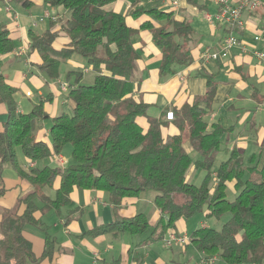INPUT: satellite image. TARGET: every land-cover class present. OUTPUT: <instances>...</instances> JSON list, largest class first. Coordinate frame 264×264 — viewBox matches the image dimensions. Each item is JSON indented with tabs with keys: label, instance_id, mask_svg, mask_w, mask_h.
Returning <instances> with one entry per match:
<instances>
[{
	"label": "trees",
	"instance_id": "obj_1",
	"mask_svg": "<svg viewBox=\"0 0 264 264\" xmlns=\"http://www.w3.org/2000/svg\"><path fill=\"white\" fill-rule=\"evenodd\" d=\"M43 1L50 7L69 9L71 13L62 25L69 42L61 49L53 46L58 31L30 32L31 48L42 60L39 69L47 78H59L61 63L78 54L96 75L92 84H83V71H67L72 112L52 117L50 143L38 140L40 119L50 118L44 109L47 99L29 112L19 111L18 87L1 72L6 56L15 50V43L0 13V104H5L8 115L0 131V166L13 165L34 187L23 200L22 213L6 210L3 214L0 264H39L42 258L53 254L55 239L46 232L43 255L36 256L33 243L25 233L26 227L42 228L47 212L61 213L71 202L75 187L105 191L113 204L139 197L147 190L156 191L155 204L168 217L167 221L161 218L155 226L154 233L160 239L179 219H189L199 212H205L207 218L220 219L230 212V218L220 230L210 226L198 228L191 233L190 242L205 256L218 255L225 264H262L264 165L259 168L256 155L248 158L243 148L234 146L228 150L229 157L213 169L227 131L219 123L210 125L205 118L216 94L213 76L207 77L208 89L201 99L173 109L172 121L180 132L165 137L162 129L168 119L149 115V104L134 97L137 60L141 56L133 43L137 30L126 23L124 12L107 8L117 0ZM146 1L136 0L137 3ZM3 3L0 0V6ZM133 14L149 17L141 27L152 31L162 50V75L173 74L176 66L192 62L189 44L194 30L189 19H177L172 11L159 10L157 5L149 3L137 7ZM142 116L148 121L147 129L138 123ZM186 140L200 154V159L194 160L186 151ZM67 143L73 146V162L64 167L46 165L24 169L19 164L18 146L30 162H37L62 154ZM191 167L206 171L201 185L188 181ZM57 178L61 184L54 197L41 192L45 187H52ZM229 182H234L237 191L233 199L227 196ZM3 193L1 187L0 197ZM149 226L147 217L137 214L100 225L91 234L125 231L138 234Z\"/></svg>",
	"mask_w": 264,
	"mask_h": 264
},
{
	"label": "crops",
	"instance_id": "obj_2",
	"mask_svg": "<svg viewBox=\"0 0 264 264\" xmlns=\"http://www.w3.org/2000/svg\"><path fill=\"white\" fill-rule=\"evenodd\" d=\"M148 3L157 5L159 10L172 11L177 19H189L194 30V36L189 44L193 60L186 65L176 66L177 71L173 74L160 73L162 50L155 42L152 31L141 27L149 17L145 14L140 17L133 14L137 7ZM20 5L22 7H19ZM211 5L214 6L212 12ZM35 7L41 8L38 14L33 11ZM107 8L124 12L126 23L137 30L133 43L141 56L137 60L135 72L137 87L134 97L149 104L148 114L166 117L167 111L179 109L187 102L201 99L208 89L207 77L213 76L217 84L216 94L211 111L205 118L210 125L219 123L227 130L222 139V150L217 155L219 165L229 157L228 150L231 151L237 146L245 150L248 158L256 155L261 168L264 165V124L259 121V113L264 111V60L259 59L254 50L264 48V42L261 41L258 46L253 44L254 47L249 45L252 44L255 35L252 29L260 28L264 33V26L258 24L261 19L264 20V6L253 12L243 13L245 29L236 32L239 38L243 39L242 45L234 47L227 57L208 61L200 57L202 50L206 47L220 49L228 33L227 26L216 18L218 5L214 1L182 0L180 7L165 9L161 7L160 0L139 3L136 0H117ZM0 13L15 43V50L6 56L1 72L12 85L18 87L16 99L20 112H29L40 101L47 99L44 109L50 118L40 119L37 139L50 143L52 117L63 112H72L67 99L68 86L66 89L63 88L65 83L68 85L70 82L66 78L67 71L80 70L83 74H88L92 69L85 59L74 54L63 61L69 65L63 71V75L60 74L59 78L55 79L47 78L46 73L39 69L42 62L40 55L31 48L30 32H41L46 29L58 31L53 46L56 49L67 46L69 38L62 25L69 18L71 11L60 6L50 7L43 0H27L26 3L21 0H4L0 6ZM21 49L24 53L18 55ZM42 76H45V79ZM43 81L50 87L48 93L43 90L45 85ZM34 89L39 95L37 100L34 98ZM25 97L30 100V107L24 106L22 101ZM202 105L205 106V103ZM7 117L6 106L1 103L0 131L3 130ZM138 123L144 129L148 128L145 117H139ZM162 131L165 137L180 132L172 120H168ZM184 147L194 160L201 158L189 140L184 142ZM52 161L57 165L53 158ZM37 162H30L26 158L24 164L20 162L19 164L22 168L28 169L37 167ZM197 170L195 167L190 168L188 181L193 182ZM0 182H2L0 188L3 187L4 190L0 197L1 222L4 212L6 210L14 212L12 208L16 205L18 210L15 212H23L25 208L23 200L34 191V187L27 179L22 178L11 164L0 166ZM60 184L61 180L57 178L52 187H45L41 192L54 197ZM229 184L234 189L236 197L234 182ZM156 195L157 192L144 191L139 197L127 198L121 204H113L105 191L75 187L71 192V202L61 213L56 214L53 210L47 212L43 216L42 228L28 225L25 233L32 241L35 255L38 257L43 255L45 249L46 232L55 239L53 254L42 258L39 264H186L187 260L192 259L194 264H201L199 262L205 254L191 242L166 246L164 237L169 229H173L178 235L191 236L194 230L207 227L208 224L203 219L198 223L192 221L196 215L189 219L182 218L176 222L175 227L168 228L161 239L158 238V233H154L155 226L161 218L167 221L168 217L155 204ZM203 213L205 215V212ZM137 214H144L148 219L150 226L145 232L91 234V231L100 225L133 218ZM41 215L37 214L38 217ZM213 264L225 263L219 258Z\"/></svg>",
	"mask_w": 264,
	"mask_h": 264
},
{
	"label": "built area",
	"instance_id": "obj_3",
	"mask_svg": "<svg viewBox=\"0 0 264 264\" xmlns=\"http://www.w3.org/2000/svg\"><path fill=\"white\" fill-rule=\"evenodd\" d=\"M182 0H160L162 8H178L181 5ZM208 1V0H204ZM214 1L218 5V11L216 13V18L219 22L224 23L228 28V33L224 37V40L221 44L220 49H212L210 47H206L202 50L200 57L204 61L208 60H217L220 58L227 57L231 50L239 45L243 44V39L239 38L236 34L239 30L245 29V21L243 19V13L245 11L253 12L257 10L259 7L264 6V0H209ZM9 10L10 8L7 7ZM255 41H263L264 42V33L255 34ZM24 52L21 50L18 51V55H22ZM254 54L261 60H264V48H255ZM67 83L63 85V88H67ZM264 107V103H263ZM174 111L169 110L166 113V118L168 120L174 119ZM54 161L59 166H66L69 164V160L60 155L55 156ZM191 241L190 236L186 234L178 235L175 233L173 229H169L167 234L164 237V243L166 246H172L174 243L185 244ZM219 259L218 255L212 256H204L201 258L199 263H211L213 264ZM240 264V263H235ZM245 264V263H242ZM264 264V262L262 263Z\"/></svg>",
	"mask_w": 264,
	"mask_h": 264
},
{
	"label": "rangeland",
	"instance_id": "obj_4",
	"mask_svg": "<svg viewBox=\"0 0 264 264\" xmlns=\"http://www.w3.org/2000/svg\"><path fill=\"white\" fill-rule=\"evenodd\" d=\"M19 7H22V6L20 5ZM213 8H214V6L211 5L210 12L213 11ZM261 10H263V8ZM33 11H34L35 14H38L41 11V8L35 7V9ZM258 24L263 27L264 26V20L261 19L258 22ZM252 33H254V34H257V33L258 34H261V30H260V28H258V29L254 28V29H252ZM260 43H262V42L261 41H254L253 40L252 41V44H250L249 47H254L253 44H255V45L258 46ZM77 56L78 57H81L78 54H77ZM64 62H65V60H64ZM64 62H62V66H61L62 72H60V74H62V75H63V71L66 70L69 67V65L66 64V63H64ZM95 75H96V73L93 70L90 71L88 74H84L81 83H83V84H92L94 82ZM42 78L45 79V76H42ZM63 78H64V76H63ZM63 80H65V79H63ZM44 84L45 85L43 86V90L45 91V93H48L50 91V87L45 82H44ZM58 90H59V88H58ZM33 92L35 94L34 98H36V100L39 99V95H38L36 89H34ZM21 96L24 97L23 96V93H21ZM22 102H23L24 106H29L30 107V100L27 99L26 97H25V99H23ZM68 104L71 106V109H72V102H71V100H69V103ZM259 121L262 124H264V111L262 113L261 112L259 113ZM50 122L51 121H48V123H50ZM72 148H73L72 144L71 143H67L64 146L63 151H62V156L66 157L69 160L70 163L73 162L72 156H71L72 155L71 154L72 153ZM17 158H18V161L20 162V164H22V163L24 164L26 162V158H25V156L23 154V151H22L21 146H18L17 147ZM44 160L48 161L49 163L46 162V161L44 162ZM219 163H220L219 159H216L213 169H216L217 166L219 165ZM47 164H50L51 166L52 165L55 166V164L52 161V159L51 158H47V159H41V160H39L37 162V167L43 168ZM204 175H205V170L204 169H198L196 171V177L193 178V183H195L197 185H201ZM230 185L231 184H229L227 186V196H228L229 199H233V198H235L234 197L235 191L232 188L233 183H232V186H230ZM146 192L156 193L155 191H152V190H148ZM17 210H18V206L17 205L12 208V211H14V212L17 211ZM230 216H231V213L230 212H226L225 214H223V216L220 219H217V218H214V217L207 218L204 215L203 212H199V213L196 214V216L193 218L192 221H196V223H198V222L201 221V219H203V221L205 223H207L208 226L213 227V228H216L217 230H220L222 228L223 224L230 218ZM186 264H194V259H192L191 261L187 260ZM201 264H204V263H201Z\"/></svg>",
	"mask_w": 264,
	"mask_h": 264
}]
</instances>
